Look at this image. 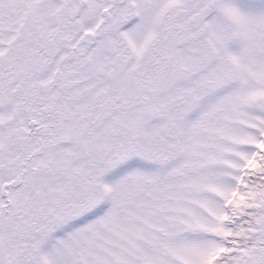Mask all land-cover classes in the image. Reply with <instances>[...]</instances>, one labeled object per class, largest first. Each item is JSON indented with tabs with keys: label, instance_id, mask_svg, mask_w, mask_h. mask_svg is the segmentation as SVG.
<instances>
[{
	"label": "snow or ice",
	"instance_id": "1",
	"mask_svg": "<svg viewBox=\"0 0 264 264\" xmlns=\"http://www.w3.org/2000/svg\"><path fill=\"white\" fill-rule=\"evenodd\" d=\"M0 264H264V0H0Z\"/></svg>",
	"mask_w": 264,
	"mask_h": 264
}]
</instances>
